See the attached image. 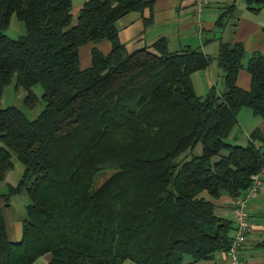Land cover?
Listing matches in <instances>:
<instances>
[{
    "label": "trees",
    "instance_id": "16d2710c",
    "mask_svg": "<svg viewBox=\"0 0 264 264\" xmlns=\"http://www.w3.org/2000/svg\"><path fill=\"white\" fill-rule=\"evenodd\" d=\"M150 5L84 0L72 22L71 0H0V99L15 75L26 107L38 101L35 84L43 101L32 118L0 106V180L12 153L24 165L0 193V264H33L45 253L48 264H190L228 247L234 219L218 214L215 200L233 206L264 165V132L253 128L245 143L227 138L241 107L264 119V53L244 64L242 43L219 37L214 55L170 49L164 37L128 51L115 21ZM234 12L226 6L203 41ZM12 14L24 27L17 37L5 32ZM103 38L110 51L92 47L81 68L78 48ZM212 60L221 87L197 94L191 74ZM242 67L247 89L236 83ZM197 143L199 153L180 158ZM19 192L27 201L11 240L3 209Z\"/></svg>",
    "mask_w": 264,
    "mask_h": 264
},
{
    "label": "crops",
    "instance_id": "0c3cea01",
    "mask_svg": "<svg viewBox=\"0 0 264 264\" xmlns=\"http://www.w3.org/2000/svg\"><path fill=\"white\" fill-rule=\"evenodd\" d=\"M84 0H77L80 5ZM73 4V0H71ZM234 5V15L221 31H216V38L204 42L205 31L212 30L218 15L226 6ZM149 18V20H148ZM148 20V21H147ZM118 38L128 51L150 45L156 39H167L170 49H181L186 45L200 47L205 53L214 55L217 52L219 38L239 41L244 47L243 63L254 52L264 53V6L251 10L245 0H209L201 5L197 0H151V5L143 10H131L115 21ZM219 37V38H217ZM97 47L104 54L111 49L109 40L103 38L97 42H87L78 48V62L81 68L91 62L90 50ZM194 90L205 94L212 85L220 88L221 73L215 60L204 68L191 74ZM236 83L242 88H249L250 75L242 67L238 70ZM257 127L264 132V119L259 117ZM252 128V129H253ZM251 129V130H252ZM250 131L248 132L249 136ZM261 186L258 193L248 200L250 229L239 249L244 264H264V171L261 174ZM219 207L216 212L233 218L231 199L224 196L215 200ZM8 238L18 240L21 236V220L14 218L9 207L3 209ZM235 225V224H234ZM234 230L232 231V235ZM50 255L39 256L33 264H48ZM190 264H232L224 250H217L210 258L201 259Z\"/></svg>",
    "mask_w": 264,
    "mask_h": 264
},
{
    "label": "rangeland",
    "instance_id": "374dc122",
    "mask_svg": "<svg viewBox=\"0 0 264 264\" xmlns=\"http://www.w3.org/2000/svg\"><path fill=\"white\" fill-rule=\"evenodd\" d=\"M79 4L77 3V0H73V4L71 8L72 22H75L76 20L78 13L77 8L80 6ZM5 32L6 34L12 37H17L18 35L24 32V27L22 22L16 18L15 14H12L10 16L8 25L5 28ZM32 89L35 95L37 96L38 101L36 102L35 106H33L32 108H28L26 107L24 102L26 90L21 85L16 84L15 75H13L10 81L3 87L2 95L0 99V106L15 105L21 108L28 117L30 118L34 117L41 110L43 106V101L41 100L40 97L42 92V88L40 84H35L32 87ZM258 122H259V116L254 115L249 107L247 106L241 107L237 114V122L232 127L227 138L229 139V141H235V142L237 141L240 143H245L248 138V132L251 131V129L255 125H257ZM200 151H201V144L197 143L192 149H188L185 152H183L180 155V158H184L186 156L199 153ZM11 159L13 166L10 167V169H8L5 172L4 178L0 180V193L6 192L7 185L9 183L15 184L24 170L23 163L17 158V156L14 153H12ZM111 172H112L111 169L105 170L103 173L99 175L98 181L104 179ZM26 201H27V195L24 192L15 193L10 196L11 205L9 206V209L14 218L21 220ZM186 258H189V256H186Z\"/></svg>",
    "mask_w": 264,
    "mask_h": 264
},
{
    "label": "built area",
    "instance_id": "2783aa9c",
    "mask_svg": "<svg viewBox=\"0 0 264 264\" xmlns=\"http://www.w3.org/2000/svg\"><path fill=\"white\" fill-rule=\"evenodd\" d=\"M198 4H205L209 0H197ZM264 171V165L251 175V182L245 192L234 199L233 202V218H234V233L224 250L232 264H244L239 255V249L245 241L247 231L250 229V220L248 215V200L258 193L261 186V174Z\"/></svg>",
    "mask_w": 264,
    "mask_h": 264
}]
</instances>
